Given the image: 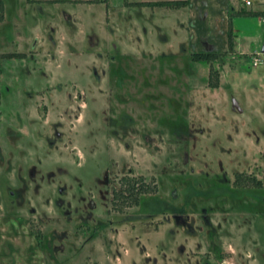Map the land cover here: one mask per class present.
<instances>
[{"label":"rangeland","instance_id":"1","mask_svg":"<svg viewBox=\"0 0 264 264\" xmlns=\"http://www.w3.org/2000/svg\"><path fill=\"white\" fill-rule=\"evenodd\" d=\"M128 1L0 0V264H264V58Z\"/></svg>","mask_w":264,"mask_h":264},{"label":"crops","instance_id":"2","mask_svg":"<svg viewBox=\"0 0 264 264\" xmlns=\"http://www.w3.org/2000/svg\"><path fill=\"white\" fill-rule=\"evenodd\" d=\"M165 1H182L177 5ZM134 4L162 10L165 26L177 25L190 34V43L195 51L203 47L212 52H262L264 58V0H133ZM126 3H130L126 0ZM161 15V14H160ZM69 18V17H68ZM178 18V19H177ZM168 20V18H166ZM170 22V25H169ZM205 45V46H203Z\"/></svg>","mask_w":264,"mask_h":264},{"label":"trees","instance_id":"3","mask_svg":"<svg viewBox=\"0 0 264 264\" xmlns=\"http://www.w3.org/2000/svg\"><path fill=\"white\" fill-rule=\"evenodd\" d=\"M182 1H165L164 4H171V5H177ZM261 15H264V12L261 13ZM217 53L215 52H192L191 57L193 60H203V61H210L213 58L215 59ZM217 81H214V84L211 86H216ZM139 180V181H138ZM127 183V191L123 190V192H120L118 190L112 191V200L111 203L113 204V209H116L118 211L124 210L123 206L129 207L134 206L137 204L138 195L143 192H149L150 190L154 189L155 186L149 187L146 183L143 182L142 177H138L134 182H132V179L128 176H122L119 179V184ZM122 186V185H120ZM130 189V190H129ZM129 197V201H125V199ZM126 202V203H125ZM119 204L117 207L116 204ZM125 203V205H123Z\"/></svg>","mask_w":264,"mask_h":264},{"label":"flooded vegetation","instance_id":"4","mask_svg":"<svg viewBox=\"0 0 264 264\" xmlns=\"http://www.w3.org/2000/svg\"><path fill=\"white\" fill-rule=\"evenodd\" d=\"M32 47V46H31ZM122 177V176H121ZM120 177V178H121ZM119 178V179H120ZM250 179H245L244 178V176L241 174V173H235V175H233V179H232V181H231V185L230 186H227V187H225V188H228V187H230L229 189H232V190H235L236 188H242L243 187V189L246 187V186H243V182H248V180H249V182H250V184L252 185V187L251 188H254V189H259V188H261V184L259 183L260 181L258 180V179H253V177H249ZM118 182H119V180H118ZM229 189H228V191H229ZM113 190H118V191H120V192H123V189H116V188H112V190H111V198H110V206L111 207H113L112 205V203H111V200H112V191ZM144 193H146V192H143V193H140V194H144ZM139 196V195H138ZM221 200V199H220ZM138 202H139V197H138V199H137V204L136 205H134L135 207L138 205ZM254 205H255V203H254ZM116 206L118 207L119 206V204L117 203L116 204ZM202 210V209H201ZM116 211H118V210H116ZM119 212H121V211H119ZM251 214V213H250ZM179 216H182V214H179V215H177L176 217H177V220L179 221V219H178V217ZM203 216H205L204 214H202V217ZM184 217V216H183Z\"/></svg>","mask_w":264,"mask_h":264},{"label":"built area","instance_id":"5","mask_svg":"<svg viewBox=\"0 0 264 264\" xmlns=\"http://www.w3.org/2000/svg\"><path fill=\"white\" fill-rule=\"evenodd\" d=\"M245 5L249 4V0H243ZM262 52L253 50L249 53V63L252 67H256L261 63Z\"/></svg>","mask_w":264,"mask_h":264},{"label":"water","instance_id":"6","mask_svg":"<svg viewBox=\"0 0 264 264\" xmlns=\"http://www.w3.org/2000/svg\"><path fill=\"white\" fill-rule=\"evenodd\" d=\"M234 103V102H233ZM235 105V104H234ZM236 108L238 109V107L236 106Z\"/></svg>","mask_w":264,"mask_h":264}]
</instances>
